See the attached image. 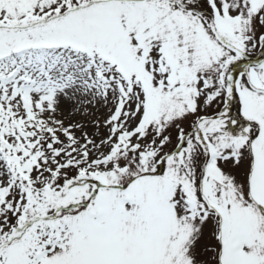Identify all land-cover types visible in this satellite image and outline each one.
Instances as JSON below:
<instances>
[{"label":"snow or ice","instance_id":"snow-or-ice-1","mask_svg":"<svg viewBox=\"0 0 264 264\" xmlns=\"http://www.w3.org/2000/svg\"><path fill=\"white\" fill-rule=\"evenodd\" d=\"M257 48L264 0H0V264H264Z\"/></svg>","mask_w":264,"mask_h":264},{"label":"rangeland","instance_id":"rangeland-1","mask_svg":"<svg viewBox=\"0 0 264 264\" xmlns=\"http://www.w3.org/2000/svg\"><path fill=\"white\" fill-rule=\"evenodd\" d=\"M264 50H261L260 48L254 49L251 51L250 56L253 58H261V52ZM71 107H73V105L71 104V102H67V103H63L61 105V112H62V118L65 119L66 123L68 122L69 118H70V109ZM98 116H100L101 118H103L104 115H106V110L101 108L100 111L97 113ZM75 119H81V117L77 116L75 117ZM90 133L95 131V129L91 126V124H89V127L87 129ZM101 131H104V129H101Z\"/></svg>","mask_w":264,"mask_h":264}]
</instances>
